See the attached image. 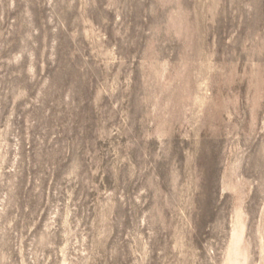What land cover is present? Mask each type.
Here are the masks:
<instances>
[{"label": "rangeland", "instance_id": "rangeland-1", "mask_svg": "<svg viewBox=\"0 0 264 264\" xmlns=\"http://www.w3.org/2000/svg\"><path fill=\"white\" fill-rule=\"evenodd\" d=\"M0 264H264V0H0Z\"/></svg>", "mask_w": 264, "mask_h": 264}]
</instances>
